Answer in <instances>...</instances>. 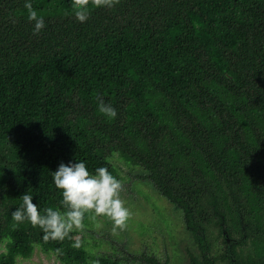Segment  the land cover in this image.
<instances>
[{"label": "trees", "instance_id": "16d2710c", "mask_svg": "<svg viewBox=\"0 0 264 264\" xmlns=\"http://www.w3.org/2000/svg\"><path fill=\"white\" fill-rule=\"evenodd\" d=\"M32 4L45 18L39 33L24 0H0V238L10 239L0 264H14L32 236L64 264H86L69 230L45 239L12 211L24 192L39 210L65 211L52 181L59 163L84 160L117 178L113 154L145 170L190 226L222 221L211 212L238 223L240 212L259 226L252 243L264 264V0Z\"/></svg>", "mask_w": 264, "mask_h": 264}, {"label": "rangeland", "instance_id": "374dc122", "mask_svg": "<svg viewBox=\"0 0 264 264\" xmlns=\"http://www.w3.org/2000/svg\"><path fill=\"white\" fill-rule=\"evenodd\" d=\"M108 162L117 172L120 198L130 215L121 228L107 216L89 211L79 226L69 229L72 237L81 243L86 264H100L99 260L104 257L117 258L123 264H137L135 256L142 255L156 257L166 264H188L189 253L198 256L181 213L146 179L147 172L124 163L115 154ZM9 241L6 236L0 238V256L7 252ZM13 262L64 264L61 255L45 249L34 236L29 248L16 254Z\"/></svg>", "mask_w": 264, "mask_h": 264}, {"label": "clouds", "instance_id": "9594fccd", "mask_svg": "<svg viewBox=\"0 0 264 264\" xmlns=\"http://www.w3.org/2000/svg\"><path fill=\"white\" fill-rule=\"evenodd\" d=\"M111 6V0H102ZM27 9V19L33 22V32L39 33L45 27V18L33 8L32 0H24ZM76 16L86 18L85 9L76 10ZM98 110L109 118H115L117 110L99 99ZM55 187L61 190L65 211L48 207L38 209L33 202V196L28 192L22 195V204L12 211V218L20 223L29 221L44 232V238H63L74 225L79 226L86 212L92 211L97 215H105L113 221L115 226L123 227L130 215L125 202L120 198L121 182L105 166L95 168L90 172L84 160L61 162L52 172Z\"/></svg>", "mask_w": 264, "mask_h": 264}, {"label": "flooded vegetation", "instance_id": "af4514ba", "mask_svg": "<svg viewBox=\"0 0 264 264\" xmlns=\"http://www.w3.org/2000/svg\"><path fill=\"white\" fill-rule=\"evenodd\" d=\"M146 179L149 180L147 176ZM151 184L154 186L152 182ZM154 188L162 198L174 205L181 213L186 230L197 247L198 256L189 253L188 264H262L255 251V245L252 243V239L257 237L255 231L260 230L259 226L255 228L253 225L245 224L240 212L235 213L236 218L240 216L238 223H231L227 213L211 212L220 217L218 220L222 221L214 224L217 219L212 218L211 222L204 225L190 226L187 223L188 212H184L178 203L162 195L155 186ZM189 213L192 214V212ZM223 220L227 221L228 226ZM106 259L118 260L120 264H123L117 258L107 257ZM145 259H152L158 264H166L156 257L146 255L135 256L134 261L137 264H144Z\"/></svg>", "mask_w": 264, "mask_h": 264}]
</instances>
